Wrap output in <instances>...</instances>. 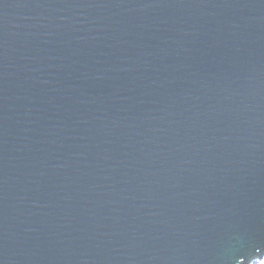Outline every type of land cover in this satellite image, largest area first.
Listing matches in <instances>:
<instances>
[{"label": "water", "instance_id": "water-1", "mask_svg": "<svg viewBox=\"0 0 264 264\" xmlns=\"http://www.w3.org/2000/svg\"><path fill=\"white\" fill-rule=\"evenodd\" d=\"M264 256V0H0V264Z\"/></svg>", "mask_w": 264, "mask_h": 264}, {"label": "rangeland", "instance_id": "rangeland-1", "mask_svg": "<svg viewBox=\"0 0 264 264\" xmlns=\"http://www.w3.org/2000/svg\"><path fill=\"white\" fill-rule=\"evenodd\" d=\"M250 264H264V256L260 259L253 260Z\"/></svg>", "mask_w": 264, "mask_h": 264}]
</instances>
